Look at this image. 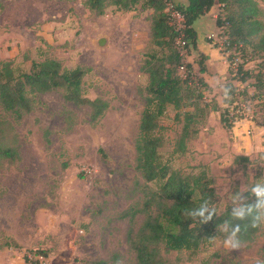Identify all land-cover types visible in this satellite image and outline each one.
<instances>
[{
    "label": "rangeland",
    "instance_id": "obj_1",
    "mask_svg": "<svg viewBox=\"0 0 264 264\" xmlns=\"http://www.w3.org/2000/svg\"><path fill=\"white\" fill-rule=\"evenodd\" d=\"M65 1L73 3L80 20ZM255 1L264 22V0ZM81 2L0 0V61H10L6 59L7 39H14L23 24L39 20L38 13L51 12L60 31L67 25L73 36L69 41L57 40L49 32L53 45L45 50L49 40L39 35L36 42L43 46L28 51L30 57L38 62L56 59L68 69H88L83 79L85 97L109 104L95 126L89 124V109L65 101L61 91L36 94L33 110L19 119L0 106V121L9 123V134L16 138L8 145L17 148L19 155L14 162L0 161V264H136L128 238L145 218L144 189L156 186L146 183L135 168V142L144 105L140 91L147 84L140 65L145 54L156 50L150 36L152 12L137 7L122 13L109 7L102 17L82 16ZM214 6L211 19L212 14L219 15ZM100 38L105 39L102 47L97 45ZM247 54L252 58L249 49ZM29 60L19 57L11 62L21 73L29 68ZM256 65L253 60L246 67L254 71ZM233 79L228 70L223 89L216 94L219 102L208 93L205 98L226 109L230 98L224 97V89L237 84L240 94L247 87V96L240 97L250 98L255 113L248 122L257 128L248 125L245 134L235 135L236 123L229 117L232 128L227 130L220 123V113L212 112L199 126L198 135L187 142V152L177 155L173 149L182 124L175 120L172 107L160 123L163 162L184 175L206 170L213 180V206L218 213L233 206L236 192L244 194L264 178V95L254 94L253 80L242 84ZM240 156L249 161H235ZM223 240L220 229L196 254L171 252L165 258L171 264H251L254 257L264 259V222L255 240L242 243L240 250L229 251Z\"/></svg>",
    "mask_w": 264,
    "mask_h": 264
},
{
    "label": "trees",
    "instance_id": "obj_2",
    "mask_svg": "<svg viewBox=\"0 0 264 264\" xmlns=\"http://www.w3.org/2000/svg\"><path fill=\"white\" fill-rule=\"evenodd\" d=\"M168 4L181 16L182 29H177L175 20L166 10ZM216 4L220 5L216 27L223 30L230 46L240 51L245 61L240 66V77L233 80L242 84L253 80L251 86L259 98L264 95V22L255 0H185L184 4L176 0H82L83 7L96 17L104 16L109 7L122 13L135 11L137 7L152 12L150 36L156 50L145 54L140 65L147 84L140 91L144 105L135 142V168L146 183H155L156 186L144 189L142 212L145 218L138 231L128 238L136 264H171L165 258L171 252L196 254L217 237L219 225L225 220L241 225L242 243L253 242L262 227L261 223L256 228H245L248 220H232V206L222 213L215 209L213 219L205 224H201L199 218L194 220L186 215L207 198L214 204L213 180L206 170L184 175L163 162L159 153L164 144L160 123L168 107H172L175 120L182 124L173 149L177 155L187 152V142L198 135L199 126L212 112L220 113V123L225 129L232 128L227 108L222 109L214 99L206 100L208 85L203 79L194 77L191 64L185 60L196 46L194 23ZM182 42L185 44L181 45ZM253 60L257 62L256 70L243 69ZM29 63V69L20 73L13 68L11 61H0V106L16 119L33 110L36 94L53 91H61L67 102L86 106L91 126H95L108 110L107 101L85 97L83 79L88 69L79 66L68 69L59 60L51 58ZM198 66L204 70L201 61ZM180 67L184 68V74ZM226 88L227 98H230L228 105L248 94L247 87L240 94L236 85ZM10 131L9 123L0 121V161L19 159L17 148L8 145L9 140H16L14 135L10 136ZM99 152L105 160V153L101 149ZM236 160L249 161L243 156L235 157ZM243 196L248 198V203H254L255 197L251 196L250 190Z\"/></svg>",
    "mask_w": 264,
    "mask_h": 264
},
{
    "label": "crops",
    "instance_id": "obj_3",
    "mask_svg": "<svg viewBox=\"0 0 264 264\" xmlns=\"http://www.w3.org/2000/svg\"><path fill=\"white\" fill-rule=\"evenodd\" d=\"M179 3L184 4L185 0H176ZM65 3L69 4V7L72 8L73 12L76 13V17L78 16V19L80 20V15L75 11V7L72 2H66ZM81 7V15H93L89 11H87L83 5L82 2L79 4ZM216 6H218L216 4ZM215 6L212 7V9L206 13L204 16L200 17L193 25V28L196 32L197 38H196V46L194 49H191L190 52L186 55L187 56V62L191 64L192 66V72L198 78L203 79V81L208 85L209 91L208 94L212 95L213 98H215L218 102L221 99L216 97V94L218 92H221L223 89V83L224 80L227 77V67L222 61V58L218 52V50L214 49L211 47L209 44L208 40L206 39L207 34L210 32H214L217 27H216V22H215V14H212V19H211V13L213 12ZM219 8V6H218ZM130 13V12H129ZM48 15L50 16L51 20H48ZM39 20H34V22H28L23 24L19 28V32L17 34H14L12 40L9 41L7 39L5 41V51H7L6 54V59L13 61L14 58H19L21 57L22 61H26L27 58H30L29 61H35L33 58L30 57L29 52H31V49L34 47L38 46H43L39 45L36 42V37L37 36H44V40L46 39L48 41V44L44 46V49L46 50L47 46H52L53 45V40H50L51 38V33L49 32H54L55 37L57 40H61L62 38H68L67 40L69 41L70 38H72L73 34L71 33V29L67 27V25H63V31H60V24L56 21H54V17L51 12H46L43 10L42 12L38 13ZM208 16L210 18H208ZM102 17V16H101ZM213 22V24H212ZM39 28L36 30H32L31 28ZM56 31V32H55ZM35 33V36H34ZM7 36V34L5 33ZM54 35V34H53ZM28 37V38H26ZM45 42V41H44ZM65 42V41H64ZM8 46L11 47V50L8 51ZM17 56V57H16ZM198 57L197 62L194 61ZM13 59V60H12ZM192 61H189V60ZM201 61L204 66V70H200L198 67V62ZM198 67V70L196 69V66ZM28 65H26V68ZM29 69V68H28ZM26 69V71L28 70ZM223 82V83H222ZM236 86H238L236 84ZM225 97V95H224ZM248 125L252 126L253 128L257 126L253 123H250L248 121H238L232 129V133L236 135V132H239L240 135L243 133H246V128ZM264 141V138L262 139ZM264 147V146H263Z\"/></svg>",
    "mask_w": 264,
    "mask_h": 264
},
{
    "label": "clouds",
    "instance_id": "obj_4",
    "mask_svg": "<svg viewBox=\"0 0 264 264\" xmlns=\"http://www.w3.org/2000/svg\"><path fill=\"white\" fill-rule=\"evenodd\" d=\"M228 89H224L225 97L227 98ZM239 175V174H238ZM251 196L255 197L254 203H248V198L243 196V192H236L232 196V208L230 216L232 220L244 221L248 220L245 228H256L264 222V183L257 182L250 189ZM186 215L192 219L199 218L201 224L208 223L215 215V207L207 198L199 205V207L189 210ZM220 229L225 234L223 246L229 251L240 250L243 247L240 239L241 225L239 223H232L230 220H225ZM251 264H264V259L254 257Z\"/></svg>",
    "mask_w": 264,
    "mask_h": 264
},
{
    "label": "built area",
    "instance_id": "obj_5",
    "mask_svg": "<svg viewBox=\"0 0 264 264\" xmlns=\"http://www.w3.org/2000/svg\"><path fill=\"white\" fill-rule=\"evenodd\" d=\"M218 6L220 9V5ZM166 10L175 20L177 29H182V18L179 13H177L170 4H168ZM216 18L217 16H215V19ZM206 39L208 40L211 47L218 50L221 56L226 59L227 68L232 74L233 78L238 79V77H240V66L245 63L244 59L242 58V55L240 54V51H236L234 47L230 46L227 37L224 35L223 30L221 29L217 28V31L208 34ZM184 44L185 42L181 43V45ZM247 64L249 63H246L243 69L248 70L246 67ZM180 71L181 73H183L184 68L180 67ZM226 108L228 110V116L231 120H233L232 123H237L238 121H251V118L255 113L254 109L252 108L250 98L246 100H237L234 103L228 105Z\"/></svg>",
    "mask_w": 264,
    "mask_h": 264
},
{
    "label": "water",
    "instance_id": "obj_6",
    "mask_svg": "<svg viewBox=\"0 0 264 264\" xmlns=\"http://www.w3.org/2000/svg\"><path fill=\"white\" fill-rule=\"evenodd\" d=\"M104 44H105V39H104V38H100V39H98V41H97V45H98L99 47H102Z\"/></svg>",
    "mask_w": 264,
    "mask_h": 264
}]
</instances>
